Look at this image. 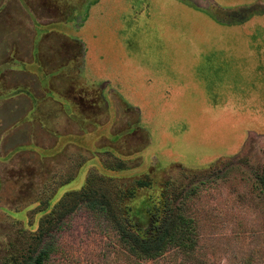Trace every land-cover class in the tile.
Wrapping results in <instances>:
<instances>
[{
  "label": "rangeland",
  "instance_id": "374dc122",
  "mask_svg": "<svg viewBox=\"0 0 264 264\" xmlns=\"http://www.w3.org/2000/svg\"><path fill=\"white\" fill-rule=\"evenodd\" d=\"M263 181L264 0H0V264H264Z\"/></svg>",
  "mask_w": 264,
  "mask_h": 264
},
{
  "label": "trees",
  "instance_id": "16d2710c",
  "mask_svg": "<svg viewBox=\"0 0 264 264\" xmlns=\"http://www.w3.org/2000/svg\"><path fill=\"white\" fill-rule=\"evenodd\" d=\"M264 183V181H263ZM92 197L91 192H81L75 193L70 198L71 200L65 202V204L61 205L58 212V220L64 217L68 213L69 205L75 201H89ZM66 203H70L69 205ZM116 224L118 226V230L121 233V238L133 245L140 253L155 257L162 254L164 251L171 248L174 244V239L168 236V232L166 231V227H161L158 229L157 234L151 239H140L137 235L130 231L127 225L122 223V219L115 218ZM47 230V229H46ZM44 228L39 230L40 234L46 232ZM48 232V231H47Z\"/></svg>",
  "mask_w": 264,
  "mask_h": 264
},
{
  "label": "crops",
  "instance_id": "0c3cea01",
  "mask_svg": "<svg viewBox=\"0 0 264 264\" xmlns=\"http://www.w3.org/2000/svg\"><path fill=\"white\" fill-rule=\"evenodd\" d=\"M255 22H259L258 19H257ZM241 28H242V30H243V27H241Z\"/></svg>",
  "mask_w": 264,
  "mask_h": 264
}]
</instances>
